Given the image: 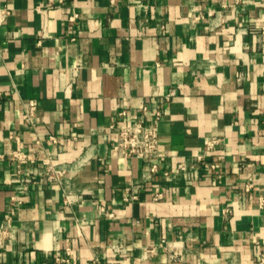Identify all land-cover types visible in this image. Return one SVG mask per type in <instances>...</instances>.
Wrapping results in <instances>:
<instances>
[{
	"label": "crops",
	"instance_id": "crops-1",
	"mask_svg": "<svg viewBox=\"0 0 264 264\" xmlns=\"http://www.w3.org/2000/svg\"><path fill=\"white\" fill-rule=\"evenodd\" d=\"M142 108L163 115L160 171L126 202L142 162L108 155ZM11 151L65 175L3 234ZM263 159L264 0H0V264H257Z\"/></svg>",
	"mask_w": 264,
	"mask_h": 264
},
{
	"label": "built area",
	"instance_id": "built-area-1",
	"mask_svg": "<svg viewBox=\"0 0 264 264\" xmlns=\"http://www.w3.org/2000/svg\"><path fill=\"white\" fill-rule=\"evenodd\" d=\"M61 1V0H60ZM145 1V0H141ZM111 3L114 0H110ZM50 7V5L48 6ZM209 15V14H207ZM76 18V14L73 13L68 17L69 21H73ZM196 21L205 20L203 15H197L194 18ZM35 107L31 105L25 116L26 123L33 122ZM146 108H142V112L137 116L135 120L130 121L125 126L116 127V139L111 147V155H119L123 158H136L142 162V178L140 183H133L124 191V201H134L137 199V194L145 183L152 181L153 177L160 171L159 167V140H158V127L162 120V113L160 111H154L148 120L145 115ZM125 115V111L121 110L117 112L116 116L122 117ZM114 127V126H112ZM49 139L55 142V138L50 136ZM218 138H210L206 141L204 146V154L197 156V160H201L203 156L208 155L219 144ZM9 157L15 162L16 171L15 179L18 182V193L11 196V204L7 207L5 213V219L3 224L2 233H7V230L11 226L12 217L16 212V208L21 206L27 199L31 186L38 184H50L53 181L62 182L65 175V170L59 166L52 164L49 158L42 160V166L44 168L43 174L37 178L33 177L28 171L23 170V166L27 163H34V158L28 157L26 154L17 151H11ZM264 167V159L262 161ZM193 167V164L187 165L185 163H179L176 167L177 172H184L187 168ZM211 168H215L214 164H211ZM164 175L167 171H162ZM163 198V191L159 186H155L151 191V199L153 201H159ZM111 215V214H110ZM0 240V247H1ZM151 250L147 251L148 253ZM58 262H67L66 259L57 256ZM101 264V263H99ZM257 264H264V244L262 251L260 252L257 260Z\"/></svg>",
	"mask_w": 264,
	"mask_h": 264
}]
</instances>
